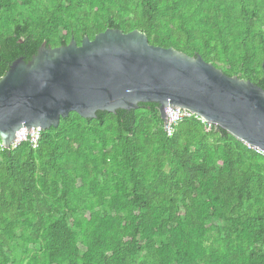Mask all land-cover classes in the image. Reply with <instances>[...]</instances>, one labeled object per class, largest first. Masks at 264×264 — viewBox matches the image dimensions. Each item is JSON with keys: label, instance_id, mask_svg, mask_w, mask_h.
Masks as SVG:
<instances>
[{"label": "trees", "instance_id": "16d2710c", "mask_svg": "<svg viewBox=\"0 0 264 264\" xmlns=\"http://www.w3.org/2000/svg\"><path fill=\"white\" fill-rule=\"evenodd\" d=\"M107 29L264 90V0H0V78ZM206 127L139 103L0 147V264H264V157Z\"/></svg>", "mask_w": 264, "mask_h": 264}, {"label": "water", "instance_id": "95a60500", "mask_svg": "<svg viewBox=\"0 0 264 264\" xmlns=\"http://www.w3.org/2000/svg\"><path fill=\"white\" fill-rule=\"evenodd\" d=\"M264 66V62H263ZM139 103L181 108L252 149L264 152V90L227 77L200 56L148 43L144 33L107 29L80 45L41 46L16 59L0 78V141L9 149L17 131L56 128L71 112L135 110Z\"/></svg>", "mask_w": 264, "mask_h": 264}, {"label": "built area", "instance_id": "2783aa9c", "mask_svg": "<svg viewBox=\"0 0 264 264\" xmlns=\"http://www.w3.org/2000/svg\"><path fill=\"white\" fill-rule=\"evenodd\" d=\"M165 113V120H164V131L166 132L167 136H171L173 133V127L184 118L195 116L199 121L203 124L207 125L206 130H209L211 127L210 123H207L203 118L193 114L192 112L181 109V108H172L166 107L164 109ZM40 129L39 128H32L31 130H26L25 128L17 131L15 134V139L10 143L9 149H14L18 146L21 142H29L32 148H36L39 138H40ZM1 148L6 149L3 145H0ZM255 152L259 155L264 157V152L254 149Z\"/></svg>", "mask_w": 264, "mask_h": 264}]
</instances>
